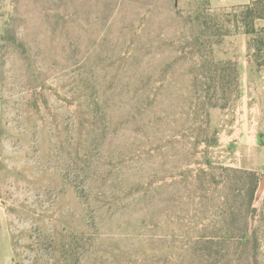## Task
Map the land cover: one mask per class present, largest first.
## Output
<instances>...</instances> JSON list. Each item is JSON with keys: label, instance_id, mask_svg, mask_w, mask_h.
<instances>
[{"label": "rangeland", "instance_id": "obj_1", "mask_svg": "<svg viewBox=\"0 0 264 264\" xmlns=\"http://www.w3.org/2000/svg\"><path fill=\"white\" fill-rule=\"evenodd\" d=\"M215 1L0 0V264H182L202 229L247 219L264 264V187L235 221L201 172L243 169L220 142L234 111L208 98L246 6ZM204 21L227 35L215 54ZM203 114L217 147L192 145Z\"/></svg>", "mask_w": 264, "mask_h": 264}, {"label": "trees", "instance_id": "obj_2", "mask_svg": "<svg viewBox=\"0 0 264 264\" xmlns=\"http://www.w3.org/2000/svg\"><path fill=\"white\" fill-rule=\"evenodd\" d=\"M243 10L240 24L244 27L246 34L253 35L256 33V21H264V0L255 1ZM202 27L204 28L203 33H208V37L206 39L199 38L196 41L201 43L200 45L202 46L209 44V55L215 54L214 51H211V48L221 45V39L227 37V35L221 33L219 24L211 27L209 22L204 21ZM263 41L264 38L261 39V44H263ZM211 66L213 67H211L213 81L211 89L214 90V95L208 98L209 107L217 109L222 104V109H232L234 113L228 126L233 127L236 123V111L240 99L238 55L235 54L233 58L226 61H214ZM201 119L202 127L195 135L193 147L199 149L203 145L208 148L219 146V131L216 129L211 131L210 114L201 115ZM205 164L207 169L201 170V172L211 176L210 184L220 187L228 183L227 189L231 194L229 196L233 197L235 203L240 202V205L227 204V206L222 203L224 208L223 217L224 215H229L237 221V217L240 218V214L248 217L250 214L255 213L253 203L261 180V176L257 171L216 167L210 160H206ZM218 192L222 193L219 190ZM231 209H234V212L229 213ZM221 223L222 226L219 229L214 228L209 235L207 234V229H202V235L194 238L190 244L184 245V249H182L184 254H181V257L184 258L182 264H260L258 261L260 244L257 240H251L248 236L249 220L247 219L243 222L244 225L242 226L232 223L226 226L224 220ZM223 231L226 233L224 234ZM218 232H222L224 235L217 236Z\"/></svg>", "mask_w": 264, "mask_h": 264}, {"label": "crops", "instance_id": "obj_3", "mask_svg": "<svg viewBox=\"0 0 264 264\" xmlns=\"http://www.w3.org/2000/svg\"><path fill=\"white\" fill-rule=\"evenodd\" d=\"M258 0H216V8L248 6ZM264 22L255 35L240 33L237 36V55L240 65V99L236 123L221 135V143L239 146L242 152L236 167L257 171L264 175ZM225 146L221 145L220 148ZM241 153V154H239ZM264 177V176H263ZM264 181V178H263ZM264 184L257 191L261 195Z\"/></svg>", "mask_w": 264, "mask_h": 264}, {"label": "built area", "instance_id": "obj_4", "mask_svg": "<svg viewBox=\"0 0 264 264\" xmlns=\"http://www.w3.org/2000/svg\"><path fill=\"white\" fill-rule=\"evenodd\" d=\"M263 144H264V140H263Z\"/></svg>", "mask_w": 264, "mask_h": 264}]
</instances>
